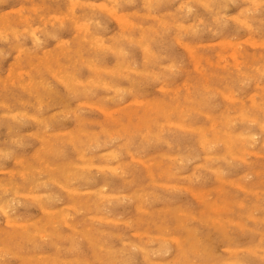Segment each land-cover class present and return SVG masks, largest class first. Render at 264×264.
I'll list each match as a JSON object with an SVG mask.
<instances>
[{"label": "rangeland", "instance_id": "374dc122", "mask_svg": "<svg viewBox=\"0 0 264 264\" xmlns=\"http://www.w3.org/2000/svg\"><path fill=\"white\" fill-rule=\"evenodd\" d=\"M75 1L77 4L74 3ZM84 1L85 0H0V163H2L0 164V264H191L192 261H194L192 264H195V262L198 264L199 261L201 264H264V256H261L264 255V156L261 155L264 154V48H262L264 47V0H221L223 2H220V4L218 2L219 0H153V2L152 0ZM214 1L215 4L213 6ZM145 2L147 3L145 4ZM221 3H223L222 8L220 7ZM21 4H23V6ZM210 4L211 6H209ZM21 6L24 8V12ZM172 6H174V8ZM223 8L225 10H223ZM115 11L116 15L114 14ZM144 11L147 13L145 14ZM23 13H25V15ZM142 13H144V16ZM116 16H124L130 25L121 22ZM26 20H29L28 22L30 23ZM244 22L250 24L247 25V23ZM29 24L32 26H29ZM13 26L15 28L12 29ZM82 26L86 28L83 29ZM2 29H6V33H4ZM8 29L9 31H7ZM15 29L16 32H14ZM19 30H23L24 32ZM123 32L125 34H123ZM37 37H39L40 40ZM230 39L233 41H230ZM39 42L41 45L38 44ZM42 42L46 45L44 43L42 44ZM183 42L185 45H183ZM44 46L46 49H44ZM102 46L104 51L102 50ZM17 48L20 49L18 50ZM40 50L42 51L41 53ZM94 53H96V57ZM257 55H261V57ZM61 58H63V60ZM94 60H96L97 63ZM52 67L55 68L53 69ZM27 68L29 69L28 73ZM79 68H81L82 72ZM53 70H56V72L54 73ZM110 70L112 71L111 73L109 72ZM66 76L67 79L65 78ZM52 79L55 84L52 83ZM28 85H30V87ZM120 87H122L121 90ZM160 88L164 89L162 90ZM97 92L100 93L98 94ZM252 94L256 95L253 96ZM79 95H82V97ZM70 96L71 99H69ZM230 96L232 99H230ZM233 97L236 99H233ZM237 98H241V101ZM87 103L91 105V107L87 106ZM17 104L19 107H17ZM46 105L50 107L48 108ZM97 105H99L101 110H99ZM138 107L140 109H138ZM241 107L243 108L241 109ZM28 108H30V110ZM74 108H78L76 109L77 111ZM74 110L75 112H72ZM84 111L86 112L82 113ZM203 112L206 114H203ZM34 113L36 116L33 115ZM207 113L209 116H207ZM23 114L27 118H25ZM68 116H70V119ZM158 117L161 118L157 119ZM57 120L59 121L57 122ZM161 120H166V122H161ZM75 121H77V123ZM45 123H47L49 128ZM171 123H173V125ZM146 124L148 125L146 126ZM151 124L152 126L150 127ZM68 128H70V131ZM141 129L144 130L142 131ZM154 129L157 130V132ZM55 132L56 135L54 136ZM131 132L136 134L133 135ZM248 134L250 135L248 136ZM183 135L188 137H183ZM44 137L47 138L45 139ZM204 137L207 138V141ZM241 137H243V139ZM194 138L198 140L195 141ZM223 138H227V141ZM146 140L149 141L147 142ZM176 141L178 144L175 143ZM118 142H120V144H117ZM224 142L227 143L228 146L225 145ZM135 143L139 145H134ZM140 143L144 146L142 147ZM33 144L35 145L32 146ZM98 144L101 145L99 146ZM189 148L191 149L189 150ZM193 148L194 150H192ZM6 149L9 150L7 151ZM36 149L38 153H35ZM245 149H249L248 152ZM1 151H5L8 156L5 155V152H3L4 154L1 153ZM169 151L170 153H168ZM183 151L185 152L183 153ZM193 151L195 153L197 152V154H194ZM149 154L152 155L150 156ZM201 154L203 156H201ZM210 154L211 156H209ZM14 157L15 159H13ZM143 157L145 158L143 159ZM159 160H161V163ZM184 160L186 164L183 162ZM144 162L147 163L145 164ZM98 163L99 165H97ZM84 164L85 166L87 165V167H85ZM105 164L109 165L106 166ZM110 164L112 168L109 169ZM181 166L185 168L179 170V173L176 168L180 167L179 169H181ZM168 167L170 168L168 169ZM217 167L218 172L220 171L219 173L217 172ZM6 169L9 171H6ZM21 169L24 173H22ZM128 170L130 172H127ZM191 171L194 172L192 173ZM203 172L208 175L207 178ZM197 173L199 176H197ZM200 173L202 176H200ZM21 174L22 176L23 174L25 175L21 177ZM144 175H146V178ZM227 175L229 176L227 177ZM137 176H139V178ZM154 176L155 178H153ZM188 176L190 177L188 178ZM46 177L48 178L45 179ZM204 177L206 179H204ZM239 177L240 180L242 179L241 181ZM177 178L180 179L178 180ZM108 179L110 181H108ZM89 180L92 185H90L91 183L89 184ZM35 181L37 182L35 183ZM229 181H231V183ZM193 183L194 185H192ZM220 183L222 185H220ZM102 184H104V186ZM135 184L138 185L137 188H135ZM113 185L116 186L113 187ZM176 185L179 188L174 187ZM181 185L183 186L182 188H180ZM238 185L241 186V189ZM98 186L101 188L103 186V188L100 189ZM62 187H69L72 190L77 189V191L74 190L76 193L71 194L69 188L68 190ZM206 187L208 189H206ZM88 188L92 189L91 192H89L90 190L87 191ZM155 188L158 191H156ZM147 190L150 192L148 193ZM109 191H112V193ZM36 192L39 194V197L36 196L38 195ZM32 193H36L32 195L33 198H38L33 199L32 196H28ZM45 193L47 195H45ZM106 193L108 196H106ZM128 193L130 196H128ZM163 193L166 195H163ZM140 194H143L142 196H144V198H142ZM202 194H204L203 197ZM24 195H26V197H24ZM205 196L208 198H205ZM209 198L212 199L210 200ZM6 199H8V201H6ZM147 199L150 202L145 201ZM152 199H156L157 201L153 200L154 202H151ZM226 199L228 200L226 201ZM129 201L132 202L130 203ZM68 202L71 205L74 203L76 209L73 206L71 207ZM238 203H241L239 204L240 206ZM134 204H138L136 205L137 208ZM139 204L142 206L138 208ZM18 206L20 208H18ZM61 206L63 207L62 209L60 208ZM162 206H164V208ZM43 207L57 212L58 215L68 214V221L72 223H70V226L66 223L64 224L62 221L55 224L50 223V221H48V215L42 211ZM1 210H5V213ZM240 210H242L243 213ZM126 212L128 213L126 214ZM100 213L101 215L103 214L102 216L104 217H98ZM191 213H194V215ZM207 213L209 214L207 215ZM247 214L252 215L247 216ZM166 215H168L169 218H167ZM243 216H245V218ZM246 216L249 219H246ZM252 216L253 219H251ZM112 218L114 220H112ZM181 218L182 220L180 221ZM237 218H241V220ZM9 219L14 222L16 221L15 224H17V226L15 224H10ZM30 220L34 223H31ZM19 222H25V224H20ZM241 222H243V224ZM170 224H172V226ZM238 224H241L242 227ZM74 227L76 229H74ZM21 228L22 230H20ZM169 228H171L170 231ZM201 228L202 230H200ZM214 228L216 229L214 230ZM27 230L30 233H28ZM41 232L43 234H41ZM144 232L148 234L145 235ZM178 232H180L181 235L178 234ZM139 233L142 234L143 237ZM178 236L180 238H178ZM34 237L36 239H34ZM136 237H138V239H136ZM182 237H185V239ZM198 237L200 241H198ZM193 241H195V244L196 241L199 242L198 246L197 244L195 245ZM78 242L79 244H77ZM228 243H230L231 246L228 245ZM257 243L262 245H258ZM250 244L253 245L250 246ZM140 246H142L143 249H140ZM255 246L258 248H255ZM262 246L263 249H261ZM236 248L239 251H237ZM246 249L249 250L247 251ZM195 250L197 252L200 251V254L202 252V254H197ZM180 251L181 253H179ZM207 251L209 252L207 253ZM210 252L211 254H209ZM214 253L217 255L215 254L214 256ZM247 253L251 256H248ZM174 254L176 257H174ZM256 254L260 255L256 256ZM204 255L207 256V258ZM188 257L190 260H185ZM221 257L222 259H220ZM234 258L237 259L234 260ZM179 259L182 261L180 262ZM239 259H241L240 262H237ZM253 259L255 260L253 261ZM232 260H234V262H232ZM163 261L165 262L162 263Z\"/></svg>", "mask_w": 264, "mask_h": 264}, {"label": "bare ground", "instance_id": "6f19581e", "mask_svg": "<svg viewBox=\"0 0 264 264\" xmlns=\"http://www.w3.org/2000/svg\"><path fill=\"white\" fill-rule=\"evenodd\" d=\"M77 1H78V0H77ZM81 1H82V0H81ZM155 1H156V0H155ZM211 1H212V0H211ZM215 1H216V0H215ZM215 1H214V3H213V6H214V4H215ZM232 1H234V0H232ZM251 1H252V0H251ZM15 2H16V1H15ZM18 2H19V1H18ZM69 2H70V1H69ZM84 2H86V0H85ZM109 2H110V1H109ZM117 2H118V1H117ZM117 2H116V3H117ZM124 2H125V1H124ZM152 2H153V0H152ZM152 2H151V3H152ZM218 2H219V4H220V2H223V1L219 0ZM230 2H231V1H230ZM230 2H229V3H230ZM74 3L77 4L76 1H75ZM146 3H147V2H145V4H146ZM178 3H179V2H178ZM178 3H177V4H178ZM209 3H210V1H209ZM231 3H232V2H231ZM32 4H33V3H32ZM148 4H149V3H148ZM154 4H155V3H154ZM171 4H172V1H171ZM202 4H203V3H202ZM211 4H212V2H211ZM211 4H210L209 6H211ZM222 4H223V3H221V6H220L221 8H222ZM234 4H235V2H234ZM234 4H232V5H234ZM240 4H241V3H240ZM14 5H15V4H14ZM21 5L23 6V4H21ZM79 5H80V4H79ZM86 5H87V4H86ZM89 5H90V4H89ZM134 5H135V4H134ZM185 5H186V2H185ZM187 5H189V4H187ZM224 5H225V4H224ZM243 5H244V4H243ZM251 5H252V3H251ZM22 6H21V7H22ZM24 6H25V5H24ZM26 6H27V5H26ZM29 6H30V5H29ZM41 6H42V5H41ZM80 6H81V5H80ZM117 6H118V3H117ZM174 6H175V5H174ZM174 6H172V7L174 8ZM181 6H182V5H181ZM209 6H208V7H209ZM213 6H212V8H213ZM215 6H216V5H215ZM230 6H231V5H230ZM246 6H247V5H246ZM67 7H68V6H67ZM89 7H90V6H89ZM127 7H128V6H127ZM144 7H145V6H144ZM155 7H156V6H155ZM155 7H154V8H155ZM226 7H227V6H226ZM231 7H232V6H231ZM242 7H243V6H242ZM253 7H254V6H253ZM257 7H258V6H257ZM17 8H18V6H17ZM27 8H28V7H27ZM36 8H37V7H36ZM75 8H76V7H75ZM75 8H74V9H75ZM117 8H118V7H117ZM178 8H179V7H178ZM198 8H199V7H198ZM216 8H217V7H216ZM232 8H233V7H232ZM254 8H255V7H254ZM254 8H253V9H254ZM23 9H24V8L22 7V10H23ZM28 9H30V8H28ZM33 9H34V8H33ZM33 9H32V10H33ZM91 9H92V8H91ZM91 9H90V10H91ZM133 9H135V8H133ZM136 9H137V8H136ZM142 9H143V8H142ZM152 9H153V8H152ZM162 9H163V8H162ZM162 9H161V10H162ZM189 9H191V8H189ZM205 9H206V8H205ZM19 10H20V9H19ZM22 10H21V11H22ZM100 10H101V9H100ZM125 10H126V9H125ZM137 10H138V9H137ZM167 10H168V9H167ZM173 10H174V9H173ZM198 10H199V9H198ZM216 10H217V9H216ZM223 10H225V9L223 8ZM33 11H34V10H33ZM101 11H102V10H101ZM121 11H122V10H121ZM10 12H11V11H10ZM23 12H24V10H23ZM105 12H106V11H105ZM137 12H139V11H137ZM144 12H145V11H144ZM153 12H154V11H153ZM214 12H215V10H214ZM1 13H2V12H1ZM51 13H52V12H51ZM54 13H55V12H54ZM63 13H64V12H63ZM63 13H61V14H63ZM93 13H94V12H93ZM146 13H147V12H145V14H146ZM151 13H152V12H151ZM160 13H162V12H160ZM203 13H204V12H203ZM226 13H227V12H226ZM240 13H241V12H240ZM2 14H3V13H2ZM2 14H1V15H2ZM13 14H14V13H13ZM23 14L25 15V13H23ZM112 14H113V13H112ZM114 14L116 15V11L114 12ZM137 14H138V13H137ZM143 14H144V13H142V15H143ZM216 14H217V13H216ZM3 15H4V14H3ZM28 15H29V14H28ZM90 15H91V14H90ZM97 15H98V14H97ZM204 15H206V14H204ZM212 15H213V14H212ZM214 15H215V14H214ZM5 16H6V15H5ZM5 16H4V17H5ZM18 16H20V15H18ZM21 16H22V15H21ZM72 16H73V15H72ZM143 16H144V15H143ZM198 16H200V15H198ZM198 16H197V17H198ZM225 16H226V15H225ZM46 17H47V16H46ZM52 17H53V16H52ZM116 17H117V16H116ZM206 17H207V16H206ZM212 17H213V16H212ZM218 17H219V16H218ZM48 18H49V17H48ZM85 18H86V17H85ZM88 18H89V16H88ZM88 18H87V19H88ZM90 18H91V17H90ZM107 18H108V17H107ZM110 18H111V17H110ZM210 18H211V17H210ZM2 19H3V18H2ZM7 19H8V18H7ZM18 19H19V18H18ZM24 19H25V18H24ZM45 19H46V18H45ZM69 19H70V18H69ZM87 19H86V20H87ZM92 19H93V18H92ZM117 19L120 20L121 22L128 23L127 19H126L124 16H118ZM128 19H129V18H128ZM159 19H160V18H159ZM189 19H190V18H189ZM202 19H203V18H202ZM206 19H207V18H206ZM19 20H21V19H19ZM46 20H48V19H46ZM76 20H77V19H76ZM163 20H164V19H163ZM166 20H167V19H166ZM193 20H194V19H193ZM3 21H4V20H3ZM17 21H18V20H17ZM26 21H27V20H26ZM28 21H29V20H28ZM28 21H27V22H28ZM62 21H63V20H62ZM80 21H81V20H80ZM93 21H95V20H93ZM93 21H92V22H93ZM6 22H7V21H6ZM92 22H91V23H92ZM95 22H96V21H95ZM165 22H167V21H165ZM176 22H177V21H176ZM181 22H182V21H181ZM212 22H213V21H212ZM19 23H20V22H19ZM28 23H30V22H28ZM97 23H98V21H97ZM158 23H159V22H158ZM160 23H161V22H160ZM189 23H190V22H189ZM200 23H201V22H200ZM244 23H247V22H244ZM45 24H46V23H45ZM119 24H120V23H119ZM128 24H129V23H128ZM164 24H165V23H164ZM174 24H175V23H174ZM249 24H250V23H249ZM249 24L247 23V25H249ZM12 25H13V24H12ZM89 25H90V24H89ZM122 25H123V24H122ZM124 25H125V24H124ZM129 25H130V24H129ZM132 25H133V24H132ZM244 25H245V24H244ZM4 26H5V25H4ZM29 26H32V25L29 24ZM41 26H42V25H41ZM74 26H75V25H74ZM83 26H84V25H83ZM83 26H82V27H83ZM141 26H142V24H141ZM144 26H145V25H144ZM23 27H24V26H23ZM146 27H147V26H146ZM154 27H155V26H154ZM176 27H177V26H176ZM187 27H188V25H187ZM210 27H211V26H210ZM249 27H250V26H249ZM5 28H6V26H5ZM13 28H15V27L13 26L12 29H13ZM39 28H41V27H39ZM78 28H79V27H78ZM85 28H86V27H83V29H85ZM126 28H127V27H126ZM142 28H143V27H142ZM177 28H178V27H177ZM192 28H193V26H192ZM199 28H200V27H199ZM9 29H10V28H9ZM9 29H8L7 31H9ZM21 29H22V28H21ZM87 29H88V28H87ZM87 29H86V30H87ZM152 29H153V28H152ZM167 29H168V28H167ZM206 29H207V28H206ZM2 30H3V29H2ZM45 30H46V29H45ZM80 30H81V29H80ZM80 30H79V31H80ZM89 30H90V29H89ZM184 30H185V29H184ZM3 31H4V33H6V32H5L6 29L3 30ZM19 31H23V30H19ZM25 31H26V30H25ZM14 32H16V29H15ZM23 32H24V31H23ZM35 32H36V31H35ZM127 32H128V31H127ZM139 32H140V31H139ZM183 32H185V31H183ZM205 32H206V31H205ZM213 32H214V31H213ZM0 33H1V31H0ZM38 33H39V32H38ZM46 33H47V32H46ZM71 33H72V32H71ZM88 33H89V32H88ZM117 33H118V32H117ZM28 34H29V33H28ZM84 34H85V32H84ZM123 34H125V33L123 32ZM14 35H15V33H14ZM36 35H37V34H36ZM96 35H97V34H96ZM105 35H106V34H105ZM119 35H120V34H119ZM175 35H176V34H175ZM15 36L17 37V35H15ZM19 36H21V35H19ZM101 36H102V35H101ZM107 36H108V35H107ZM126 36H127V35H126ZM129 36H130V35H129ZM1 37H2V36H1ZM5 37H6V36H5ZM109 37H110V36H109ZM138 37H139V36H138ZM142 37H143V36H142ZM176 37H177V36H176ZM205 37H206V36H205ZM37 38L39 39V37H37ZM90 38H91V37H90ZM93 38H94V37H93ZM150 38H151V37H150ZM178 38H179V37H178ZM207 38H208V37H207ZM38 39H37V41H38ZM81 39H82V38H81ZM83 39H84V38H83ZM91 39H92V38H91ZM102 39H103V38H102ZM128 39H129V38H128ZM180 39H181V38H180ZM221 39H222V38H221ZM254 39H255V38H254ZM39 40H40V39H39ZM139 40H140V39H139ZM141 40H142V39H141ZM37 41H36V42H37ZM62 41H64V40H62ZM175 41H176V40H175ZM185 41H186V40H185ZM198 41H199V40H198ZM212 41H213V40H212ZM230 41H233V40L230 39ZM66 42H67V41H66ZM68 42H69V41H68ZM101 42H102V41H101ZM138 42H139V41H138ZM235 42H236V41H235ZM252 42H253V41H252ZM43 43H44V42H42V44H43ZM59 43H60V42H59ZM92 43H93V42H92ZM94 43H95V42H94ZM103 43H104V41H103ZM177 43H179V42H177ZM187 43H188V42H187ZM213 43H214V42H213ZM224 43H225V42H224ZM233 43H234V42H233ZM253 43H255V42H253ZM256 43H257V42H256ZM38 44H40V42H39ZM44 44H45V43H44ZM96 44H97V43H96ZM138 44H139V43H138ZM140 44H141V43H140ZM179 44H180V43H179ZM189 44H190V43H189ZM204 44H205V43H204ZM227 44H228V43H227ZM236 44H237V43H236ZM6 45H7V44H6ZM40 45H41V44H40ZM45 45H46V44H45ZM92 45H93V44H92ZM94 45H95V44H94ZM141 45H144V44H141ZM183 45H185L184 42H183ZM186 45H188V44H186ZM191 45H192V44H191ZM195 45H196V44H195ZM210 45H211V44H210ZM231 45H232V44H231ZM234 45H235V44H234ZM100 46H101V45H100ZM149 46H150V45H149ZM200 46H201V45H200ZM202 46H203V45H202ZM221 46H222V45H221ZM239 46H240V45H239ZM19 47H20V46H19ZM26 47H27V46H26ZM44 47H45V46H44ZM104 47H105V46H104ZM22 48H23V47H22ZM93 48H94V47H93ZM110 48H111V47H110ZM110 48H109V49H110ZM234 48H235V47H234ZM262 48H264V47H262ZM17 49H18V48H17ZM19 49H20V48H19ZM19 49H18V50H19ZM27 49H28V48H27ZM44 49H46V47H45ZM48 49H49V47H48ZM118 49H119V48H118ZM206 49H207V48H206ZM232 49H233V48H232ZM236 49H237V48H236ZM41 50H42V49H41ZM41 50H40V53L42 52ZM91 50H92V49H91ZM102 50H103V46H102ZM33 51H34V49H33ZM37 51H38V50H37ZM103 51H104V50H103ZM125 51H126V50H125ZM142 51H143V50H142ZM149 51H152V50H149ZM193 51H194V49H193ZM216 51H217V50H216ZM229 51H230V50H229ZM16 52H17V51H16ZM44 52H45V51H44ZM80 52H81V51H80ZM88 52H89V51H88ZM119 52H120V51H119ZM235 52H236V51H235ZM63 53H64V51H63ZM66 53H67V52H66ZM68 53H69V52H68ZM99 53H100V52H99ZM99 53H98V54H99ZM105 53H106V51H105ZM121 53H122V52H121ZM148 53H149V52H148ZM192 53H193V52H192ZM221 53H223V52H221ZM18 54H19V53H18ZM60 54H61V53H60ZM81 54H82V52H81ZM89 54H90V53H89ZM91 54H92V53H91ZM95 54H96V53H94V56H95ZM98 54H97V55H98ZM188 54H189V53H188ZM47 55H48V54H47ZM61 55H62V54H61ZM109 55H110V54H109ZM139 55H140V54H139ZM200 55H201V54H200ZM262 55H263V54H262ZM41 56H42V55H41ZM112 56H113V55H112ZM223 56H227V55H223ZM228 56H229V55H228ZM234 56H235V55H234ZM234 56H233V57H234ZM257 56L261 57V55H257ZM46 57H47V56H46ZM46 57H45V58H46ZM91 57H93V56H91ZM95 57H96V56H95ZM191 57H192V56H191ZM207 57H209V56H207ZM216 57H217V56H216ZM229 57H230V56H229ZM77 58H78V56H77ZM83 58H84V57H83ZM114 58H115V57H114ZM143 58H145V57H143ZM195 58H196V57H195ZM223 58H225V57H223ZM236 58H237V57H236ZM61 59L63 60V58H61ZM115 59H116V58H115ZM119 59H120V58H119ZM237 59H238V58H237ZM239 59H240V58H239ZM11 60H12V59H11ZM62 60H60V61H62ZM83 60H84V59H83ZM98 60H100V59H98ZM103 60H104V59H103ZM194 60H195V59H194ZM219 60H220V58H219ZM94 61L96 62V60H94ZM101 61H102V60H101ZM213 61H214V60H213ZM76 62H77V61H76ZM91 62H93V61H91ZM106 62H107V61H106ZM171 62H172V61H171ZM192 62H193V61H192ZM206 62H207V61H206ZM239 62H240V61H239ZM42 63H43V62H42ZM96 63H97V62H96ZM113 63H116V62H113ZM113 63H112V64H113ZM128 63H130V62H128ZM195 63H196V62H195ZM213 63H214V62H213ZM216 63H217V61H216ZM237 63H238V62H237ZM54 64H55V63H54ZM89 64H90V63H89ZM93 64H94V63H93ZM193 64H194V63H193ZM22 65H23V64H22ZM47 65H48V64H47ZM50 65H51V64H50ZM65 65H66V64H65ZM76 65H77V63H76ZM119 65H120V64H119ZM211 65H212V64H211ZM220 65H221V64H220ZM220 65H219V66H220ZM231 65H232V64H231ZM234 65H235V64H234ZM257 65H258V64H257ZM23 66H24V65H23ZM53 66H54V65H53ZM55 66H56V64H55ZM80 66H81V64H80ZM160 66H161V65H160ZM214 66H215V65H214ZM235 66H236V65H235ZM237 66H238V65H237ZM68 67H69V65H68ZM114 67H116V66H114ZM119 67H120V66H119ZM128 67H129V66H128ZM195 67H196V66H195ZM195 67H194V68H195ZM197 67H198V65H197ZM252 67H253V66H252ZM8 68H10V67H8ZM42 68H43V67H42ZM52 68H53V67H52ZM54 68H55V67H54ZM54 68H53V69H54ZM106 68H107V67H106ZM131 68H134V67H131ZM239 68H240V67H239ZM263 68H264V67H263ZM13 69H14V68H13ZM17 69H18V68H17ZM27 69H28V68H27ZM47 69H48V68H47ZM79 69H80V71H81V68H79ZM85 69H88V68H85ZM112 69H113V68H112ZM118 69H119V68H118ZM134 69H135V68H134ZM136 69H137V68H136ZM138 69H139V68H138ZM200 69H202V68H200ZM31 70H33V69H31ZM116 70H117V69H116ZM119 70H120V69H119ZM123 70H124V69H123ZM141 70H142V69H141ZM177 70H178V69H177ZM220 70H221V68H220ZM256 70H257V69H256ZM18 71H19V70H18ZM28 71H29V69L27 70V73H28ZM33 71H34V70H33ZM53 71H54V70H53ZM53 71H52V72H53ZM66 71H67V70H66ZM130 71H131V70H130ZM136 71H137V70H136ZM240 71H241V70H240ZM258 71H259V70H258ZM30 72H32V71H30ZM38 72H39V71H38ZM38 72H37V73H38ZM55 72H56V70L54 71V73H55ZM74 72H75V71H74ZM81 72H82V71H81ZM96 72H97V70H96ZM98 72H99V70H98ZM101 72H102V71H101ZM109 72L111 73L112 71L110 70ZM114 72H115V69H114ZM132 72H133V71H132ZM198 72H199V71H198ZM23 73H24V72H23ZM49 73H50V72H49ZM67 73H69V72H67ZM78 73H79V72H78ZM121 73H122V72H121ZM135 73H136V72H135ZM137 73H138V72H137ZM144 73H145V72H144ZM59 74H61V73H59ZM69 74H71V73H69ZM80 74H82V73H80ZM87 74H88V73H87ZM97 74H98V73H97ZM103 74H104V73H103ZM103 74H101V75H103ZM153 74H154V73H153ZM44 75H45V74H44ZM49 75H51V74H49ZM61 75H62V74H61ZM61 75H59V76H61ZM71 75H72V74H71ZM75 75H76V74H75ZM88 75H89V74H88ZM104 75H105V74H104ZM118 75H119V74H118ZM132 75H134V74H132ZM220 75H221V73H220ZM244 75H245V74H244ZM21 76H23V75H21ZM26 76H27V75H26ZM36 76H37V75H36ZM45 76H47V75H45ZM63 76H64V75H63ZM73 76H74V75H73ZM86 76H87V75H86ZM98 76H99V75H98ZM105 76H106V75H105ZM127 76H128V74H127ZM181 76H182V75H181ZM186 76H187V74H186ZM198 76H199V75H198ZM246 76H247V75H246ZM246 76H245V77H246ZM23 77H24V76H23ZM48 77H49V76H48ZM51 77H52V76H51ZM53 77H54V76H53ZM61 77H62V76H61ZM75 77H76V76H75ZM91 77H92V76H91ZM102 77H104V76H102ZM255 77H256V76H255ZM12 78H13V77H12ZM65 78L67 79V76H66ZM76 78H77V77H76ZM76 78H74V79H76ZM82 78H83V77H82ZM100 78H101V77H100ZM100 78H99V79H100ZM108 78H109V77H108ZM111 78H112V77H111ZM207 78H208V77H207ZM13 79H15V78H13ZM24 79H25V78H24ZM55 79H57V78H55ZM72 79H73V78H72ZM101 79H102V78H101ZM103 79H104V78H103ZM114 79H115V78H114ZM120 79H121V78H120ZM120 79H119V80H120ZM122 79H123V78H122ZM16 80H17V79H16ZM16 80H15V81H16ZM46 80H47V79H46ZM57 80H58V79H57ZM69 80H70V79H69ZM82 80H83V79H82ZM94 80H95V79H94ZM130 80H131V79H130ZM225 80H226V79H225ZM244 80H245V79H244ZM20 81H21V80H20ZM20 81H19V82H20ZM39 81H41V80H39ZM42 81H43V80H42ZM52 81H53V79H52ZM52 81H50V82H52ZM58 81H59V80H58ZM70 81H71V80H70ZM72 81H73V80H72ZM83 81H84V80H83ZM98 81H99V80H98ZM101 81H102V80H101ZM106 81H107V80H106ZM112 81H113V79H112ZM124 81H125V80H124ZM19 82H18V83H19ZM74 82H75V81H74ZM116 82H117V80H116ZM118 82H120V81H118ZM256 82H257V81H256ZM4 83H5V82H4ZM20 83H22V82H20ZM52 83H54V81H53ZM61 83H62V82H61ZM113 83H114V81H113ZM257 83H258V82H257ZM27 84H28V83H27ZM54 84H55V83H54ZM54 84H53V85H54ZM56 84H57V82H56ZM86 84H87V83H86ZM100 84H102V83H100ZM117 84H118V83H117ZM122 84H123V83H122ZM185 84H186V83H185ZM252 84H253V83H252ZM30 85H31V84H30ZM30 85H28V86L30 87ZM39 85H40V84H39ZM45 85H46V84H45ZM72 85H73V84H72ZM72 85H71V86H72ZM74 85H75V84H74ZM82 85H84V84H82ZM87 85H89V84H87ZM120 85H121V83H120ZM152 85H153V84H152ZM152 85H151V86H152ZM161 85H162V84H161ZM26 86H27V85H26ZM43 86H44V85H43ZM68 86H69V85H68ZM78 86H79V85H78ZM84 86L87 87L86 85H84ZM93 86H94V85H93ZM157 86H158V85H157ZM177 86H178V85H177ZM184 86H185V85H184ZM188 86H189V84H188ZM205 86H206V85H205ZM209 86H210V85H209ZM8 87H9V86H8ZM14 87H16V86H14ZM21 87H22V86H21ZM45 87H46V86H45ZM55 87H56V85H55ZM69 87H70V86H69ZM95 87H96V86H95ZM98 87H99V86H98ZM155 87H156V86H155ZM165 87H166V86H165ZM206 87H207V86H206ZM256 87H257V86H256ZM19 88H20V87H19ZM57 88H58V87H57ZM82 88H84V87H82ZM93 88H94V87H93ZM100 88H101V87H100ZM100 88H98V89H100ZM108 88H109V87H108ZM167 88H168V87H167ZM186 88H187V86H186ZM188 88H189V87H188ZM203 88H204V87H203ZM208 88H209V87H208ZM262 88H263V87H262ZM17 89H18V88H17ZM58 89H59V88H58ZM84 89H85V88H84ZM88 89H89V88H88ZM88 89H87V90H88ZM94 89H95V88H94ZM94 89H93V90H94ZM111 89H112V88H111ZM121 89H122V87H120V90H121ZM129 89H130V88H129ZM129 89H128V90H129ZM160 89L163 90L164 88H160ZM204 89H205V88H204ZM260 89H261V88H260ZM6 90H7V88H6ZM89 90H90V89H89ZM177 90H178V89H177ZM205 90H206V89H205ZM216 90H217V89H216ZM248 90H250V89H248ZM254 90H255V89H254ZM29 91H30V90H29ZM58 91H59V90H58ZM70 91H71V90H70ZM78 91H79V90H78ZM91 91H92V90H91ZM103 91H104V90H103ZM103 91H102V92H103ZM110 91H111V90H110ZM112 91H113V90H112ZM188 91H190V90H188ZM220 91H221V90H220ZM251 91H252V90H251ZM76 92H77V91H76ZM87 92H89V91H87ZM92 92H93V91H92ZM119 92H120V91H119ZM119 92H118V93H119ZM154 92H155V91H154ZM223 92H224V91H223ZM227 92H228V91H227ZM227 92H226V93H227ZM232 92H233V91H232ZM45 93H46V92H45ZM59 93H60V92H59ZM95 93H96V91H95ZM95 93H94V95H95ZM97 93H98V92H97ZM99 93H100V92H99ZM99 93H98V94H99ZM121 93H122V91H121ZM152 93H153V91H152ZM74 94H75V93H74ZM78 94H79V93H78ZM78 94H77V95H78ZM86 94H87V93H86ZM22 95H23V94H22ZM25 95H26V94H25ZM69 95H70V93H69ZM91 95H93V94H91ZM102 95H103V94H102ZM122 95H123V94H122ZM252 95H253V94H252ZM255 95H256V94H255ZM255 95H253V96H255ZM16 96H17V95H16ZM23 96H24V95H23ZM75 96H76V95H75ZM79 96L82 97V95H79ZM83 96H84V95H83ZM118 96H119V95H118ZM172 96H173V95H172ZM221 96H222V95H221ZM233 96H234V94H233ZM236 96H237V95H236ZM236 96H235V97H236ZM247 96H248V95H247ZM31 97H32V96H31ZM64 97H65V94H64ZM76 97H77V96H76ZM93 97H94V96H93ZM115 97H116V95H115ZM173 97H174V96H173ZM225 97H226V96H225ZM39 98H40V97H39ZM78 98H79V97H78ZM140 98H141V97H140ZM219 98H220V97H219ZM257 98H259V97H257ZM69 99H71V96H70ZM72 99H73V98H72ZM75 99H77V98H75ZM93 99H94V98H93ZM108 99H110V98H108ZM112 99H113V98H112ZM134 99H135V98H134ZM137 99H138V98H137ZM230 99H232L231 96H230ZM230 99H229V100H230ZM233 99H236V98L233 97ZM237 99H239V98H237ZM247 99H248V98H247ZM5 100H6V99H5ZM7 100H8V99H7ZM31 100H32V99H31ZM58 100H59V99H58ZM61 100H62V99H61ZM61 100H60V101H61ZM73 100H74V99H73ZM110 100H111V99H110ZM110 100H108V101H110ZM124 100H125V99H124ZM135 100H136V99H135ZM138 100H139V99H138ZM145 100H146V99H145ZM239 100L241 101V98H240ZM253 100H254V99H253ZM10 101H11V100H10ZM64 101H66V100H64ZM86 101H87V100H86ZM94 101H95V100H94ZM104 101H105V100H104ZM131 101H132V100H131ZM136 101H137V100H136ZM136 101H135V102H136ZM146 101H147V100H146ZM231 101H232V100H231ZM249 101H250V100H249ZM54 102H55V101H54ZM61 102H62V101H61ZM74 102H75V101H74ZM106 102H107V101H106ZM106 102H105V103H106ZM119 102H120V101H119ZM129 102H130V101H129ZM138 102H139V101H138ZM138 102H137V104H138ZM141 102H142V101H141ZM260 102H261V101H260ZM67 103H69V102H67ZM76 103H77V102H76ZM82 103H83V102H82ZM88 103H90V102H88ZM88 103H87V106H90V107H91V105H89ZM125 103H126V102H125ZM131 103H132V102H131ZM0 104H1V103H0ZM34 104H35V103H34ZM40 104H41V102H40ZM53 104H54V103H53ZM80 104H81V103H80ZM85 104H86V103H85ZM126 104H127V103H126ZM145 104H146V103H145ZM254 104H255V102H254ZM7 105H9V104H7ZM41 105H42V104H41ZM41 105H40V107H41ZM57 105H58V104H57ZM59 105H60V104H59ZM122 105H123V104H122ZM122 105H121V106H122ZM263 105H264V104H263ZM26 106H27V105H26ZM37 106H38V105H37ZM42 106H43V105H42ZM46 106H47V105H46ZM55 106H56V105H55ZM71 106H72V105H71ZM71 106H70V107H71ZM75 106H76V105H75ZM92 106H94V105H92ZM149 106H150V105H149ZM149 106H148V107H149ZM254 106H255V105H254ZM259 106H260V105H259ZM14 107H15V106H14ZM17 107H19L18 104H17ZM17 107H16V108H17ZM44 107H45V106H44ZM47 107H48V106H47ZM49 107H50V106H49ZM49 107H48V108H49ZM97 107H99V105H97ZM115 107H116V106H115ZM123 107H125V106H123ZM140 107H141V106H140ZM145 107H146V106H145ZM224 107H225V106H224ZM252 107H253V106H252ZM23 108H24V107H23ZM41 108H42V107H41ZM57 108H58V107H57ZM102 108H103V107H102ZM119 108H120V107H119ZM146 108H147V107H146ZM242 108H243V107H241V109H242ZM18 109H19V108H18ZM28 109L30 110V108H28ZM38 109H39V108H38ZM45 109H46V108H45ZM59 109H60V108H59ZM74 109L76 110V109H78V108H74ZM121 109H122V107H121ZM138 109H140V108L138 107ZM138 109H137V111H138ZM33 110H34V109H33ZM46 110H47V109H46ZM48 110H49V109H48ZM64 110H65V108H64ZM72 110H73V109H72ZM75 110L72 111V112H75ZM81 110H82V108H81ZM81 110H80V111H81ZM83 110H85V109H83ZM99 110H101L100 107H99ZM103 110H104V109H103ZM142 110H143V109H142ZM13 111H14V110H13ZM40 111H41V110H40ZM66 111H67V110H66ZM66 111H64V112H66ZM76 111H77V110H76ZM111 111H112V110H111ZM146 111H147V110H146ZM146 111H145V112H146ZM241 111H242V110H241ZM244 111H245V110H244ZM3 112H4V111H3ZM11 112H12V111H11ZM30 112H31V111H30ZM36 112H38V111H36ZM43 112H44V111H43ZM60 112H61V111H60ZM72 112H71V114H72ZM85 112H86V111H84V112H82V113H85ZM105 112H106V111H105ZM113 112H114V111H113ZM260 112H261V111H260ZM17 113H18V112H17ZM25 113H26V110H25ZM39 113H40V112H39ZM45 113H46V112H45ZM57 113H58V112H57ZM66 113H67V112H66ZM82 113H81V114H82ZM102 113H103V112H102ZM204 113H205V112H203V114H204ZM43 114H44V113H43ZM63 114H64V113H63ZM111 114H113V113H111ZM111 114H110V115H111ZM126 114H127V113H126ZM205 114H206V113H205ZM2 115H3V114H2ZM4 115H5V114H4ZM14 115H17V114H14ZM21 115H22V114H21ZM33 115H35V113H34ZM33 115H32V116H33ZM47 115H48V114H47ZM67 115H68V114H67ZM67 115H66V117H67ZM105 115H106V114H105ZM110 115H109V116H110ZM154 115H156V114H154ZM226 115H228V114H226ZM245 115H246V114H245ZM23 116H24V114H23ZM26 116H27V115H26ZM32 116H31V117H32ZM35 116H36V115H35ZM88 116H90V115H88ZM113 116H114V115H113ZM137 116H138V115H137ZM157 116H158V115H157ZM207 116H209L208 113H207ZM252 116H253V115H252ZM24 117H25V116H24ZM38 117H39V115H38ZM49 117H50V116H49ZM51 117H52V116H51ZM69 117H70V116H68V118H69ZM99 117H101V116H99ZM115 117H116V116H115ZM129 117H130V116H129ZM152 117H155V116H152ZM239 117H240V116H239ZM245 117H246V116H245ZM25 118H27V117H25ZM58 118H59V117H58ZM64 118H65V117H64ZM101 118H103V117H101ZM113 118H114V117H113ZM119 118H120V116H119ZM130 118H131V117H130ZM159 118H161V117H158L157 119H159ZM254 118H256V117H254ZM19 119H20V117H19ZM37 119H38V118H37ZM69 119H70V118H69ZM115 119H117V118H115ZM155 119H156V118H155ZM162 119H163V118H162ZM226 119H227V117H226ZM229 119H230V118H229ZM241 119H242V118H241ZM241 119H240V120H241ZM245 119H246V118H245ZM34 120H35V119H34ZM51 120H52V119H51ZM67 120H68V119H67ZM134 120H135V119H134ZM250 120H251V119H250ZM38 121H39V120H38ZM53 121H54V120H53ZM53 121H52V122H53ZM58 121H59V120H57V122H58ZM91 121H92V120H91ZM124 121H125V120H124ZM135 121H136V120H135ZM157 121H158V120H157ZM201 121H202V120H201ZM225 121H228V120H225ZM54 122H55V121H54ZM75 122L77 123V121H75ZM122 122H123V121H122ZM150 122H151V121H150ZM159 122H160V121H159ZM161 122H166V120H165V121H164V120H163V121L161 120ZM175 122H177V121H175ZM210 122H211V121H210ZM247 122H249V121H247ZM253 122H254V120H253ZM26 123H27V122H26ZM26 123H25V124H26ZM48 123H50V122H48ZM59 123H60V122H59ZM91 123H92V122H91ZM157 123H158V122H157ZM232 123H233V121H232ZM263 123H264V122H263ZM23 124H24V122H23ZM45 124L47 125V123H45ZM56 124H57V123H56ZM73 124H74V123H73ZM140 124H141V123H140ZM140 124H139V125H140ZM167 124H168V123H167ZM171 124L173 125V123H171ZM213 124H214V123H213ZM213 124H212V125H213ZM250 124H251V123H250ZM49 125H50V124H49ZM52 125H54V124H52ZM86 125H87V124H86ZM137 125H138V124H137ZM147 125H148V124H146V126H147ZM154 125H155V124H154ZM157 125H159V124H157ZM168 125H169V124H168ZM229 125H230V124H229ZM35 126H36V125H35ZM50 126H51V125H50ZM56 126H57V125H56ZM56 126H55V127H56ZM88 126H89V125H88ZM124 126H125V125H124ZM151 126H152V124L150 125V127H151ZM174 126H176V125H174ZM188 126H189V125H188ZM213 126H214V125H213ZM3 127H4V126H3ZM47 127L49 128L48 125H47ZM53 127H54V126H53ZM64 127H65V126H64ZM67 127H69V126H67ZM96 127H98V126H96ZM102 127H103V126H102ZM102 127H101V128H102ZM118 127H119V126H118ZM139 127H141V126H139ZM156 127H158V126H156ZM193 127H194V126H193ZM198 127H199V126H198ZM206 127H207V126H206ZM104 128H105V127H104ZM116 128H117V127H116ZM122 128H123V126H122ZM143 128H144V127H143ZM147 128H148V127H147ZM158 128H159V127H158ZM160 128H162V127H160ZM187 128H188V127H187ZM194 128H195V127H194ZM201 128H202V127H201ZM46 129H47V128H46ZM68 129H69V131H70V128H68ZM97 129H98V128H97ZM99 129H100V128H99ZM132 129H133V128H132ZM135 129H136V128H135ZM191 129H192V128H191ZM43 130H44V129H43ZM61 130H62V129H61ZM64 130H65V129H64ZM64 130H63V132H64ZM107 130H108V129H107ZM113 130H114V129H113ZM115 130H116V129H115ZM117 130H118V129H117ZM129 130H130V129H129ZM141 130H142V129H141ZM143 130H144V129H143ZM143 130H142V131H143ZM154 130H155V129H154ZM194 130H195V129H194ZM200 130H201V129H200ZM225 130H226V129H225ZM248 130H249V129H248ZM21 131H23V130H21ZM34 131H35V130H34ZM54 131H56V130H54ZM85 131H86V130H85ZM105 131H106V130H105ZM111 131H112V130H111ZM155 131L157 132V130H155ZM239 131H240V130H239ZM259 131H260V130H259ZM5 132H6V131H5ZM23 132H24V131H23ZM26 132H27V131H26ZM86 132H87V131H86ZM109 132H110V130H109ZM116 132H118V131H116ZM148 132H149V131H148ZM152 132H153V130H152ZM223 132H224V131H223ZM57 133H58V132H57ZM59 133H60V131H59ZM80 133H82V132H80ZM97 133H98V132H97ZM111 133H112V132H111ZM113 133H114V132H113ZM131 133L133 134V132H131ZM138 133H139V132H138ZM185 133H186V132H185ZM224 133H225V132H224ZM227 133H228V132H227ZM235 133H236V132H235ZM238 133H239V132H238ZM238 133H237V135H238ZM25 134H26V133H25ZM31 134H32V133H31ZM52 134H53V133H52ZM68 134H69V132H68ZM84 134H87V133H84ZM114 134H115V133H114ZM121 134H122V133H121ZM134 134H136V133H134ZM134 134H133V135H134ZM140 134H141V133H140ZM140 134H139V135H140ZM187 134H188V133H187ZM217 134H218V133H217ZM242 134H243V133H242ZM244 134H245V133H244ZM252 134H253V133H252ZM252 134H251V135H252ZM55 135H56V132H55L54 136H55ZM98 135H99V134H98ZM116 135H117V134H116ZM122 135H123V134H122ZM246 135H247V134H246ZM249 135H250V134H248V136H249ZM20 136H21V135H20ZM25 136H26V135H25ZM40 136H41V135H40ZM42 136H43V135H42ZM71 136H72V134H71ZM95 136H96V135H95ZM114 136H115V135H114ZM123 136H124V135H123ZM131 136H132V135H131ZM145 136H146V135H145ZM150 136H151V135H150ZM185 136H186V135H185ZM185 136L183 135V137H185ZM189 136H190V135H189ZM253 136H254V135H253ZM15 137H16V136H15ZM38 137H39V136H38ZM99 137H100V136H99ZM127 137H128V136H127ZM136 137H137V136H136ZM152 137H153V136H152ZM186 137H188V136H186ZM200 137H201V136H200ZM235 137H236V136H235ZM257 137H258V136H257ZM16 138H17V137H16ZM19 138H20V137H19ZM32 138H33V137H32ZM44 138H45V137H44ZM44 138H43V139H44ZM46 138H47V137H46ZM46 138H45V139H46ZM108 138H109V137H108ZM116 138H117V137H116ZM121 138H122V137H121ZM146 138H147V137H146ZM198 138H199V136H198ZM204 138H205L206 141H207V138H206V137H204ZM214 138H215V137H214ZM241 138L243 139V137H241ZM250 138H251V136H250ZM253 138H254V137H253ZM54 139H55V138H54ZM69 139H70V137H69ZM90 139H91V138H90ZM118 139H119V138H118ZM123 139H124V138H123ZM147 139H149V138H147ZM152 139H153V138H152ZM173 139H174V138H173ZM173 139H172V140H173ZM194 139H195V138H194ZM205 139H204V140H205ZM223 139H224V138H223ZM226 139H227V138H225L224 140H226ZM230 139H232V138H230ZM26 140H27V139H26ZM40 140H41V139H40ZM104 140H105V138H104ZM144 140H145V139H144ZM150 140H151V139H150ZM153 140H154V139H153ZM172 140H171V142H172ZM180 140H181V138H180ZM184 140H185V139H184ZM197 140H198V139H195V141H197ZM240 140H241V139H240ZM251 140H252V139H251ZM22 141H23V140H22ZM36 141H37V140H36ZM61 141H62V140H61ZM67 141H69V140H67ZM110 141H111V139H110ZM121 141H122V140H121ZM139 141H140V140H139ZM139 141H138V142H139ZM146 141H147V140H146ZM146 141H145V142H146ZM148 141H149V140H148ZM148 141H147V142H148ZM181 141H182V140H181ZM222 141H223V140H222ZM226 141H227V140H226ZM263 141H264V140H263ZM24 142H25V141H24ZM24 142H23V144H24ZM27 142H28V141H27ZM89 142H90V141H89ZM91 142H92V141H91ZM96 142H97V141H96ZM98 142H99V141H98ZM100 142H101V141H100ZM105 142H106V140H105ZM107 142H108V140H107ZM114 142H115V141H114ZM143 142H144V141H143ZM204 142H205V141H204ZM28 143H29V142H28ZM53 143H54V142H53ZM53 143H52V144H53ZM71 143H72V142H71ZM108 143H109V142H108ZM110 143H111V142H110ZM150 143H151V142H150ZM175 143H177V141H176ZM175 143H174V144H175ZM224 143H225V142H224ZM259 143H260V142H259ZM19 144H20V143H19ZM42 144H43V143H42ZM60 144H62V143H60ZM64 144H65V142H64ZM96 144H97V143H96ZM101 144H102V143H101ZM101 144H100V145H101ZM117 144H120V142H118ZM121 144H122V143H121ZM128 144H130V143H128ZM136 144H138V143H135L134 145H136ZM145 144H146V143H145ZM148 144H149V143H148ZM163 144H164V143H163ZM166 144H167V142H166ZM169 144H170V141H169ZM177 144H178V143H177ZM209 144H210V143H209ZM11 145H12V144H11ZM13 145H14V144H13ZM15 145H16V144H15ZM25 145H26V144H25ZM34 145H35V144H33L32 146H34ZM67 145H68V144H67ZM67 145H66V146H67ZM94 145H95V144H94ZM98 145H99V144H98ZM100 145H99V146H100ZM102 145H103V144H102ZM132 145H133V144H132ZM138 145H139V144H138ZM138 145H137V146H138ZM140 145H141L142 147L144 146V145H142L141 143H140ZM167 145H168V144H167ZM212 145H213V143H212ZM225 145H227V143H225ZM2 146H3V145H2ZM8 146H9V145H8ZM16 146H18V145H16ZM23 146H24V145H23ZM29 146H30V145H29ZM40 146H41V145H40ZM68 146H69V145H68ZM109 146H110V145H109ZM125 146H126V145H125ZM145 146H146V145H145ZM148 146H149V145H148ZM155 146H156V144H155ZM155 146H154V147H155ZM173 146H174V145H173ZM192 146H193V145H192ZM195 146H196V145H195ZM227 146H228V145H227ZM227 146H226V147H227ZM258 146H259V144H258ZM43 147H44V146H43ZM130 147H131V146H130ZM130 147H129V148H130ZM135 147H136V146H135ZM170 147H171V146H170ZM209 147H210V146H209ZM229 147H230V146H229ZM20 148H21V147H20ZM33 148H34V147H33ZM36 148H37V147H36ZM48 148H49V147H48ZM71 148H72V147H71ZM96 148H97V147H96ZM101 148H103V147H101ZM179 148H180V147H179ZM202 148H204V147H202ZM221 148H223V147H221ZM255 148H256V147H255ZM31 149H32V148H31ZM37 149H38V148H37ZM37 149H36V152H35V153H38V152H37ZM46 149H47V148H46ZM94 149H95V148H94ZM99 149H100V147H99ZM133 149H134V148H133ZM136 149H137V148H136ZM142 149H143V148H142ZM144 149H145V148H144ZM166 149H167V148H166ZM171 149H173V148H171ZM171 149H170V150H171ZM176 149H177V148H176ZM190 149H191V148H189V150H190ZM6 150H7V149H6ZM8 150H9V149H8ZM8 150H7V151H8ZM39 150H40V147H39ZM82 150H83V149H82ZM106 150H107V148H106ZM139 150H140V148H139ZM139 150H138V151H139ZM145 150H146V149H145ZM145 150H144V151H145ZM192 150H194V148H193ZM196 150H197V149H196ZM196 150H195V151H196ZM241 150H242V149H241ZM245 150H246V149H245ZM248 150H249V149H248ZM248 150H246V151L248 152ZM254 150H255V149H254ZM133 151H134V150H133ZM165 151H166V150H165ZM174 151H175V150H174ZM174 151H172V152H174ZM199 151H200V150H199ZM199 151H198V152H199ZM220 151H221V150H220ZM228 151H229V150H228ZM250 151H251V150H250ZM3 152H5V151H1V153H3ZM16 152H18V151H16ZM20 152H21V151H20ZM26 152H28V151H26ZM70 152H71V151H70ZM84 152H85V151H84ZM89 152H90V151H89ZM91 152H92V151H91ZM140 152H141V151H140ZM145 152H146V151H145ZM150 152H152V151H150ZM175 152H176V151H175ZM175 152H174V153H175ZM177 152H178V151H177ZM180 152H181V151H180ZM184 152H185V151H183V153H184ZM193 152H194V151H193ZM244 152H245V151H244ZM8 153H9V152H8ZM33 153H34V152H33ZM85 153H87V152H85ZM152 153H153V152H152ZM168 153H170V151H169ZM201 153H202V152H201ZM256 153H258V152H256ZM3 154H4V153H3ZM40 154H41V153H40ZM66 154H67V153H66ZM72 154H73V153H72ZM98 154H99V152H98ZM107 154H108V153H107ZM130 154H131V152H130ZM145 154H146V153H145ZM161 154H162V153H161ZM172 154H173V153H172ZM177 154H178V153H177ZM194 154H197V152H196V153L194 152ZM202 154H203V153H202ZM202 154H201V156H203ZM208 154H209V153H208ZM234 154H235V153H234ZM236 154H237V153H236ZM260 154H261V153H260ZM5 155L8 156V154H7L6 152H5ZM23 155H24V154H23ZM112 155H113V154H112ZM149 155H150V154H149ZM151 155H152V154H151ZM151 155H150V156H151ZM175 155H176V154H175ZM178 155H179V154H178ZM192 155H193V154H192ZM198 155H199V154H198ZM213 155H214V154H213ZM222 155H223V154H222ZM251 155H252V154H251ZM255 155H257V154H255ZM258 155H259V154H258ZM261 155L264 156V154H261ZM19 156H20V155H19ZM105 156H107V155H105ZM105 156H104V157H105ZM142 156H143V155H142ZM150 156H149V157H150ZM183 156H184V155H183ZM209 156H211V154H210ZM241 156H242V155H241ZM243 156H244V155H243ZM246 156H248V155H246ZM1 157H2V156H1ZM109 157H110V156H109ZM112 157H113V156H112ZM132 157H133V156H132ZM162 157H164V156H162ZM205 157H207V156H205ZM244 157H245V156H244ZM16 158H17V157H16ZM18 158H19V157H18ZM94 158H95V157H94ZM105 158H106V157H105ZM144 158H145V157H143V159H144ZM168 158H169V157H168ZM170 158H171V157H170ZM198 158H199V157H198ZM198 158H197V159H198ZM222 158H223V157H222ZM224 158H225V157H224ZM245 158H246V157H245ZM253 158H254V157H253ZM5 159H6V157H5ZM13 159H15V157H14ZM19 159H20V158H19ZM19 159H18V160H19ZM22 159H23V157H22ZM80 159H81V158H80ZM130 159H131V158H130ZM138 159H139V158H138ZM160 159H161V158H160ZM175 159H176V157H175ZM199 159H200V158H199ZM237 159H238V158H237ZM40 160H42V159H40ZM98 160H99V159H98ZM101 160H102V159H101ZM108 160H109V159H108ZM149 160H151V159H149ZM165 160H166V159H165ZM189 160H190V159H189ZM194 160H195V159H194ZM245 160H246V159H245ZM96 161H97V160H96ZM109 161H110V160H109ZM112 161H113V160H112ZM160 161H161V160H159V162H160ZM167 161H168V160H167ZM187 161H188V160H187ZM242 161H243V160H242ZM103 162H104V161H103ZM105 162H106V161H105ZM162 162H163V160H162ZM180 162H181V161H180ZM183 162L185 163V160H184ZM193 162H196V161H193ZM246 162H247V161H246ZM19 163H20V162H19ZM45 163H47V162H45ZM73 163H74V162H73ZM73 163H72V164H73ZM83 163H84V162H83ZM144 163L146 164L147 162H144ZM148 163H149V162H148ZM160 163H161V162H160ZM163 163H164V162H163ZM168 163H169V162H168ZM205 163H206V162H205ZM0 164H2V163H0ZM16 164H17V163H16ZM21 164H22V163H21ZM75 164H76V163H75ZM78 164H80V163H78ZM89 164H90V163H89ZM171 164H172V163H171ZM173 164H174V163H173ZM185 164H186V163H185ZM187 164H188V162H187ZM202 164H203V163H202ZM209 164H210V163H209ZM44 165H45V164H44ZM97 165H99V163H98ZM97 165H96V166H97ZM100 165H101V164H100ZM105 165L107 166V165H109V164H105ZM117 165H118V164H117ZM149 165H150V164H149ZM151 165H152V164H151ZM155 165H156V164H155ZM203 165H204V164H203ZM23 166H24V164H23ZM54 166H55V165H54ZM80 166H81V165H80ZM80 166H78V167H80ZM84 166H85V164H84ZM84 166H83V167H84ZM101 166H102V165H101ZM144 166H145V165H144ZM156 166H157V165H156ZM158 166H159V165H158ZM166 166H167V165H166ZM170 166H171V165H170ZM184 166H187V165H184ZM188 166H189V165H188ZM194 166H195V165H194ZM200 166H202V165H200ZM217 166H218V165H217ZM85 167H87V165H86ZM91 167H92V166H91ZM104 167H105V166H104ZM113 167H114V165H113ZM139 167H140V165H139ZM139 167H138V168H139ZM150 167H151V166H150ZM207 167H208V166H207ZM241 167H242V166H241ZM241 167H240V168H241ZM247 167H248V166H247ZM32 168H33V167H32ZM34 168H37V167H34ZM106 168H107V167H106ZM110 168H112V167H111V164H110L109 169H110ZM115 168H116V167H115ZM115 168H114V169H115ZM157 168H158V167H157ZM163 168H164V167H163ZM163 168H162V169H163ZM169 168H170V167H168V169H169ZM174 168H175V167H174ZM179 168H180V167H179ZM179 168H176L178 172H179V170H182V168H185V167L181 166V169H179ZM186 168H187V167H186ZM208 168H209V167H208ZM210 168H211V167H210ZM244 168H245V167H244ZM248 168H249V167H248ZM10 169H11V168H10ZM83 169H84V168H83ZM99 169H100V167H99ZM151 169H152V167H151ZM192 169H193V168H192ZM192 169H191V170H192ZM216 169H217V172H218V167H217ZM219 169H220V168H219ZM236 169H237V168H236ZM11 170H12V169H11ZM11 170H10V171H11ZM21 170H22V169H21ZM24 170H25V169H24ZM27 170H28V169H27ZM141 170H142V169H141ZM152 170H153V169H152ZM154 170H155V168H154ZM164 170H165V169H164ZM171 170H172V169H171ZM196 170H197V169H196ZM210 170H211V169H210ZM237 170H238V169H237ZM4 171H5V170H4ZM6 171H9V170L6 169ZM12 171H13V170H12ZM38 171H39V170H38ZM41 171H42V170H41ZM90 171H91V170H90ZM106 171H107V170H106ZM110 171H111V170H110ZM143 171H144V170H143ZM159 171H160V170H159ZM174 171H176V170H174ZM174 171H173V172H174ZM194 171H195V170H194ZM194 171H193V172H194ZM245 171H246V170H245ZM258 171H259V170H258ZM18 172H19V171H18ZM27 172H28V171H27ZM95 172H96V171H95ZM108 172H109V170H108ZM127 172H130V171L128 170ZM145 172H146V171H145ZM154 172H155V171H154ZM164 172H165V171H164ZM168 172L170 173L169 170H168ZM191 172H192V171H191ZM193 172H192V173H193ZM204 172H205V171H204ZM204 172H203V173H204ZM219 172H220V171H219ZM219 172H218V173H219ZM232 172H233V171H232ZM237 172H238V171H237ZM9 173H10V172H9ZM12 173H13V172H12ZM12 173H11V174H12ZM22 173H24L23 170H22ZM159 173H160V172H159ZM179 173H180V172H179ZM192 173H191V174H192ZM211 173H212V172H211ZM221 173H222V172H221ZM223 173H225V172H223ZM226 173H227V171H226ZM240 173H241V172H240ZM37 174H39V173H37ZM137 174H138V173H137ZM143 174H144V173H143ZM143 174H142V175H143ZM145 174H148V173H145ZM154 174H156V173H154ZM162 174H163V173H162ZM162 174H161V175H162ZM166 174H167V173H166ZM191 174H190V175H191ZM1 175H2V174H1ZM12 175H13V174H12ZM24 175H25V174H23V176H24ZM135 175H136V174H135ZM149 175H150V174H149ZM149 175H148V176H149ZM171 175H172V173H171ZM173 175H175V174H173ZM178 175H179V174H178ZM204 175H205L206 178H207L208 175H206L205 173H204ZM209 175H210V171H209ZM223 175H225V174H223ZM230 175H231V174H230ZM233 175H234V174H233ZM237 175H238V174H237ZM245 175H246V174H245ZM5 176H6V175H5ZM23 176H22V174H21V177H23ZM33 176H34V175H33ZM140 176H141V174H140ZM155 176H156V175H155ZM155 176H154L153 178H155ZM192 176H193V175H192ZM192 176H191V177H192ZM197 176H199L198 173H197ZM200 176H202L201 173H200ZM225 176H226V175H225ZM228 176H229V175H227V177H228ZM235 176H236V174H235ZM248 176H249V175H248ZM250 176H251V174H250ZM252 176H253V175H252ZM102 177H103V175H102ZM137 177L139 178V176H137ZM144 177L146 178V175H144ZM178 177H179V176H178ZM189 177H190V176H188V178H189ZM241 177H242V175H241ZM47 178H48V177H46L45 179H47ZM97 178H99V177H97ZM197 178H198V177H197ZM202 178H203V177H202ZM206 178L204 177V179H206ZM220 178H221V177H220ZM233 178H234V177H233ZM89 179H90V177H89ZM99 179H100V178H99ZM109 179H110V177H109ZM109 179H108V181H110ZM112 179H113V178H112ZM130 179H131V178H130ZM141 179H142V178H141ZM167 179H168V178H167ZM167 179H166V181H167ZM173 179H174V178H173ZM177 179L179 180L180 178H177ZM177 179H176V181H177ZM184 179H185V178H184ZM193 179H195V178H193ZM198 179H199V178H198ZM218 179H219V178H218ZM221 179H222V178H221ZM237 179H238V178H237ZM253 179H254V178H253ZM37 180H38V179H37ZM39 180H40V179H39ZM78 180H79V179H78ZM137 180H138V179H137ZM142 180H143V179H142ZM160 180H161V179H160ZM168 180H169V179H168ZM170 180H171V179H170ZM182 180H183V178H182ZM219 180H220V179H219ZM230 180H231V178H230ZM239 180H240V177H239ZM239 180H238V181H239ZM241 180H242V179H241ZM241 180H240V181H241ZM260 180H261V179H260ZM89 181H90V180H89ZM99 181H100V180H99ZM133 181H134V180H133ZM144 181H145V180H144ZM144 181H143V182H144ZM183 181H184V180H183ZM196 181H197V180H196ZM203 181H204V180H203ZM217 181H218V180H217ZM221 181H222V180H221ZM36 182H37V181H35V183H36ZM43 182H44V181H43ZM54 182H56V181H54ZM95 182H96V181H95ZM101 182H102V181H101ZM111 182H112V181H111ZM147 182H148V181H147ZM173 182H174V181H173ZM204 182H205V181H204ZM218 182H219V181H218ZM227 182H228V181H227ZM229 182L231 183V181H229ZM235 182H236V181H235ZM90 183H91V181L89 182V184H90ZM116 183H117V182H116ZM116 183H115V184H116ZM164 183H165V182H164ZM184 183H186V182H184ZM191 183H192V182H191ZM153 184H155V183H153ZM187 184H188V183H187ZM203 184H204V183H203ZM217 184H218V183H217ZM239 184H240V183H239ZM242 184H243V183H242ZM2 185L5 186L4 184H2ZM15 185H17V184H15ZM58 185H61V184H58ZM85 185H86V184H85ZM87 185H88V184H87ZM90 185H92V183H91ZM102 185L104 186V184H102ZM107 185H108V184H107ZM135 185H136V184H135ZM135 185H134V186H135ZM151 185H152V184H151ZM158 185H160V184H158ZM161 185H162V184H161ZM163 185H164V184H163ZM178 185H180V184H178ZM192 185H194V183H193ZM199 185H200V182H199ZM220 185H222V184L220 183ZM225 185H227V184H225ZM229 185H230V184H229ZM0 186H1V185H0ZM52 186H53V185H52ZM61 186H62V185H61ZM82 186H84V185H82ZM95 186H96V185H95ZM103 186H102V188H103ZM114 186H116V185H113V187H114ZM137 186H138V185H136L135 188H137ZM140 186H141V185H140ZM149 186H150V185H149ZM188 186H189V185H188ZM195 186H196V184H195ZM201 186H203V185H201ZM213 186H214V185H213ZM7 187H8V186H7ZM7 187H6V188H7ZM47 187H48V185H47ZM54 187H55V186H54ZM80 187H81V186H80ZM98 187H99V186H98ZM141 187H142V186H141ZM157 187H158V186H157ZM164 187H165V186H164ZM171 187H172V186H171ZM174 187H177V185L174 186ZM182 187H183V186L181 185L180 188H182ZM214 187H215V186H214ZM221 187H222V186H221ZM234 187H235V186H234ZM238 187L240 188L241 186L238 185ZM243 187H244V186H243ZM1 188H2V187H1ZM3 188H4V187H3ZM48 188H49V187H48ZM55 188H56V187H55ZM62 188H63V189H68L69 187H68V188H64V187H62ZM82 188H83V187H82ZM99 188L102 189L101 187H99ZM99 188H98V189H99ZM105 188H106V187H105ZM149 188H150V187H149ZM153 188H154V187H153ZM160 188H161V187H160ZM162 188H163V187H162ZM166 188H167V187H166ZM177 188H179V187H177ZM177 188H176V189H177ZM186 188H187V187H186ZM190 188H191V187H190ZM219 188H220V187H219ZM219 188H218V189H219ZM249 188H250V187H249ZM4 189H5V188H4ZM29 189H30V188H29ZM39 189H40V188H39ZM41 189H42V188H41ZM69 189H70V188H69ZM69 189H68V190H69ZM85 189H86V187H85ZM100 189H99V190H100ZM150 189H151V188H150ZM155 189H156V188H155ZM191 189H193V188H191ZM198 189H200V188H198ZM206 189H208V188L206 187ZM229 189H231V188H229ZM234 189H235V188H234ZM240 189H241V188H240ZM254 189H255V188H254ZM34 190H35V189H34ZM57 190H59V189H57ZM74 190L77 191V189H74ZM74 190L70 189L69 192H70L71 194H74V193H76ZM88 190H90L89 192H91L92 189H89V188H88L87 191H88ZM94 190H95V188H94ZM94 190H93V191H94ZM99 190H98V192H100ZM145 190H146V189H145ZM148 190H149V189H148ZM148 190H147V192H148ZM153 190H154V189H153ZM164 190H165V189H164ZM171 190H172V188H171ZM177 190H178V189H177ZM200 190H201V189H200ZM215 190H216V189H215ZM220 190H221V189H220ZM257 190H259V189H257ZM0 191H1V190H0ZM15 191H17V190H15ZM142 191H144V190H142ZM151 191H152V190H151ZM156 191H158V190L156 189ZM174 191H175V190H174ZM174 191H173V192H174ZM196 191H197V189H196ZM217 191H218V190H217ZM20 192H21V191H20ZM20 192H19V193H20ZM25 192H26V191H25ZM44 192H45V191H44ZM62 192H63V191H62ZM67 192H68V191H67ZM96 192H97V190H96ZM109 192L112 193V191H109ZM149 192H150V191H149ZM149 192H148V193H149ZM154 192H155V191H154ZM160 192H161V191H160ZM208 192H211V191H208ZM219 192H220V191H219ZM246 192H247V191H246ZM263 192H264V191H263ZM26 193H27V192H26ZM30 193H31V192H30ZM36 193H37V192H36ZM36 193H35V194H36ZM42 193H43V192H42ZM63 193H64V192H63ZM111 193H110V194H111ZM186 193H187V192H186ZM188 193H189V192H188ZM205 193H206V192H205ZM250 193H251V192H250ZM5 194H6V192H5ZM17 194H18V192H17ZM24 194H25V193H24ZM35 194L32 193V194H30V195H28V196H32V195H35ZM37 194H38V193H37ZM59 194H60V193H59ZM98 194H99V193H98ZM100 194H101V192H100ZM102 194H103V193H102ZM121 194H122V193H121ZM124 194H125V193H124ZM144 194H146V193H144ZM151 194H152V193H151ZM169 194H170V192H169ZM172 194H173V193H172ZM176 194H177V193H176ZM189 194H190V193H189ZM258 194H259V193H258ZM13 195H14V194H13ZM13 195H11V196H13ZM19 195H20V194H19ZM22 195H23V192H22ZM45 195H47V194L45 193ZM122 195H123V194H122ZM142 195H143V194H142ZM142 195L140 194V196H142ZM155 195H156V193H155ZM163 195H166V194L163 193ZM179 195H180V194H179ZM190 195H192V194H190ZM203 195H204V194H202V197H203ZM215 195H216V194H215ZM239 195H240V194H239ZM15 196H16V195H15ZM36 196L39 197V194L36 195ZM97 196H98V195H97ZM104 196H105V194H104ZM106 196H108L107 193H106ZM109 196H110V195H109ZM128 196H130L129 193H128ZM133 196H135V195H133ZM137 196H138V195H137ZM137 196H136V197H137ZM157 196H158V195H157ZM206 196H207V194H206ZM206 196H205V198H208V197H206ZM210 196H211V195H210ZM240 196H241V195H240ZM248 196H249V194H248ZM253 196H254V195H253ZM256 196H257V195H256ZM262 196H263V194H262ZM24 197H26V195H24ZM38 197H36V198H38ZM110 197H111V196H110ZM164 197H165V196H164ZM193 197H194V196H193ZM216 197H217V196H216ZM242 197H243V196H242ZM254 197H255V196H254ZM259 197H260V196H259ZM32 198H33V196H32ZM36 198H33V199H36ZM57 198H58V197H57ZM66 198H67V197H66ZM142 198H144V196H142ZM145 198H146V197H145ZM147 198H148V197H147ZM151 198H153V197H151ZM151 198H150V199H151ZM156 198H157V197H156ZM162 198H163V197H162ZM171 198H172V197H171ZM246 198H247V197H246ZM248 198H249V197H248ZM256 198H257V197H256ZM256 198H255V200H256ZM13 199H14V197H13ZM150 199H149V200H150ZM159 199H160V197H159ZM176 199H177V198H176ZM197 199H199V198H197ZM203 199H204V198H203ZM209 199H210V198H209ZM211 199H212V198H211ZM211 199H210V200H211ZM11 200H12V199H11ZM67 200H68V199H67ZM141 200H142V199H141ZM153 200H156V199H152L151 202H154ZM172 200H173V199H172ZM216 200H217V199H216ZM227 200H228V199H226V201H227ZM239 200H240V198H239ZM253 200H254V199H253ZM6 201H8V199H6ZM19 201H20V200H19ZM38 201L40 202L39 199H38ZM98 201H100V200H98ZM145 201H148V199L145 200ZM156 201H157V200H156ZM176 201H177V200H176ZM198 201H199V200H198ZM226 201H225V202H226ZM243 201H244V200H243ZM243 201H242V202H243ZM62 202H63V201H62ZM129 202L131 203L132 201H129ZM135 202H136V201H135ZM148 202H150V201H148ZM199 202H200V201H199ZM223 202H224V201H223ZM240 202H241V201H240ZM249 202H250V201H249ZM249 202H248V203H249ZM252 202H253V201H252ZM1 203H3V202H1ZM8 203H9V202H8ZM13 203H14V202H13ZM29 203H30V202H29ZM68 203H69V202H68ZM68 203H67V204H68ZM138 203H139V202H138ZM143 203H144V202H143ZM143 203H141V204H143ZM163 203H165V202H163ZM168 203H169V202H168ZM236 203H237V201H236ZM255 203H256V202H255ZM146 204H147V203H146ZM146 204H145V205H146ZM151 204H152V203H151ZM184 204H186V203H184ZM206 204H207V203H206ZM223 204H224V203H223ZM226 204H228V203H226ZM239 204H241V203H238V205H239ZM253 204H254V203H253ZM0 205H1V204H0ZM9 205H10V204H9ZM14 205H15V204H14ZM19 205H20V204H19ZM69 205H71V204L69 203ZM136 205H138V204H134V206H136ZM147 205H148V204H147ZM149 205H150V204H149ZM154 205H155V204H154ZM154 205H153V206H154ZM182 205H183V204H182ZM238 205H237V207H238ZM246 205H247V204H246ZM62 206H63V205H62ZM62 206L60 207L61 209L63 208ZM65 206H66V205H65ZM72 206L76 209V206H74V203H73V205H71V207H72ZM140 206H142V205L139 204L138 208H139ZM156 206H157V205H156ZM186 206H187V205H186ZM193 206H194V205H193ZM220 206H221V205H220ZM223 206H224V205H223ZM225 206H226V205H225ZM239 206H240V205H239ZM40 207H41V206H40ZM158 207H159V206H158ZM162 207L164 208V206H162ZM181 207H182V206H181ZM216 207H217V206H216ZM1 208H2V207H1ZM18 208H20V207L18 206ZM26 208H27V207H26ZM104 208H105V207H104ZM136 208H137V206H136ZM142 208H143V207H142ZM165 208H166V207H165ZM187 208H188V207H187ZM189 208H190V207H189ZM242 208H243V207H242ZM252 208H253V207H252ZM252 208H251V209H252ZM4 209H5V208H4ZM107 209H108V208H107ZM126 209H127V208H126ZM131 209H132V208H131ZM146 209H148V208H146ZM158 209H159V208H158ZM177 209H178V208H177ZM180 209H181V208H180ZM227 209H228V207H227ZM2 210H3V208H2ZM2 210H1V211H2ZM137 210H138V209H137ZM181 210H183V209H181ZM204 210H205V209H204ZM213 210H214V209H213ZM223 210H224V209H223ZM225 210H226V209H225ZM249 210H250V209H249ZM4 211H5V210H4ZM4 211H2V212H4ZM22 211H24V210H22ZM42 211H43V213H45V214L48 215V221H50V223H52V224H55V223H57V222L62 221V222H64V224L66 223L68 226H70V223H72V222L69 223V221H68V218H67V217H68V216H67L68 214H64V215H63V214H62V215L60 214V215H58L57 212H55V211H53V210H50V209H48L47 207H43ZM113 211H114V210H113ZM140 211H141V210H140ZM176 211H177V210H176ZM184 211H185V210H184ZM192 211H193V210H192ZM196 211H197V210H196ZM215 211H216V210H215ZM226 211H227V210H226ZM238 211H239V209H238ZM240 211H242V210H240ZM259 211H260V210H259ZM64 212H65V211H64ZM69 212H70V211H69ZM86 212H87V211H86ZM132 212H133V211H132ZM144 212H145V211H144ZM201 212H202V211H201ZM203 212H204V211H203ZM206 212H207V211H206ZM217 212H218V211H217ZM220 212H221V211H220ZM227 212H228V211H227ZM4 213H5V212H4ZM65 213H66V212H65ZM108 213H109V212H108ZM124 213H125V212H124ZM127 213H128V212H126V214H127ZM212 213H213V212H212ZM242 213H243V211H242ZM248 213H249V212H248ZM133 214H134V213H133ZM175 214H176V213H175ZM180 214H181V213H180ZM188 214H189V213H188ZM188 214H187V215H188ZM191 214L194 215V213H191ZM198 214H199V213H198ZM208 214H209V213H207V215H208ZM233 214H234V213H233ZM20 215H21V214H20ZM23 215H24V214H23ZM30 215H31V214H30ZM89 215H91V214H89ZM92 215H94V214H92ZM95 215H96V214H95ZM99 215H100V216H98V217H101L103 214L101 215V213H100ZM122 215H123V213H122ZM176 215H177V214H176ZM181 215H182V214H181ZM185 215H186V214H185ZM195 215H196V214H195ZM207 215H206V216H207ZM211 215H212V214H211ZM251 215H252V214H251ZM251 215H248V214H247V216H251ZM0 216H1V215H0ZM87 216H88V215H87ZM138 216H139V215H138ZM161 216H162V214H161ZM247 216H246V219H249ZM254 216H255V215H254ZM7 217H8V216H7ZM7 217H6V219L8 220ZM26 217H27V215H26ZM88 217H89V216H88ZM102 217H104V216H102ZM166 217L169 218L168 215H166ZM196 217H197V216H196ZM243 217L245 218V216H243ZM39 218H40V217H39ZM71 218H72V217H71ZM94 218H95V217H94ZM141 218H142V217H141ZM194 218H195V217H194ZM198 218H199V217H198ZM203 218H204V219H207L206 217H203ZM4 219H5V218H4ZM6 219H5V220H6ZM10 219H11V218H10ZM10 219H9V223H10V224H15L16 221L14 222L13 220H10ZM12 219H13V218H12ZM16 219H17V218H16ZM35 219H37V218H35ZM35 219H34V220H35ZM74 219H75V218H74ZM95 219H96V218H95ZM99 219H103V218H99ZM106 219H107V217H106ZM172 219H173V218H172ZM187 219H188V218H187ZM209 219H210V218H209ZM237 219H238V218H237ZM239 219L241 220V218H239ZM239 219H238V220H239ZM246 219H245V220H246ZM251 219H253V216H252ZM38 220H39V219H38ZM108 220H109V218H108ZM112 220H114V219L112 218ZM173 220H174V219H173ZM181 220H182V218L180 219V221H181ZM233 220H234V219H233ZM97 221H98V220H97ZM97 221H96V222H97ZM101 221H102V220H101ZM109 221H110V220H109ZM121 221H122V220H121ZM123 221H124V220H123ZM187 221H188V220H187ZM252 221H254V220H252ZM30 222L32 223L33 221L30 220ZM106 222H108V221H106ZM112 222H114V221H112ZM117 222H118V221H117ZM175 222H176V221H175ZM182 222H183V221H182ZM184 222H185V221H184ZM189 222H190V221H189ZM201 222H202V221H201ZM227 222H228V221H227ZM244 222H246V221H244ZM261 222H262V221H261ZM4 223H5V222H4ZM17 223H18V222H17ZM19 223H20V222H19ZM33 223H34V222H33ZM100 223H101V222H100ZM104 223H105V222H104ZM125 223H126V222H125ZM165 223H166V220H165ZM170 223H171V222H170ZM220 223H221V222H220ZM235 223H236V222H235ZM241 223L243 224V222H241ZM6 224H8V223H6ZM20 224H25V222H24V223H20ZM76 224H77V223H76ZM150 224H151V223H150ZM158 224H159V223H158ZM186 224H187V223H186ZM201 224H202V223H201ZM222 224H223V223H222ZM244 224H245V223H244ZM247 224H248V223H247ZM257 224H258V223H257ZM8 225H9V224H8ZM15 225L17 226V224H15ZM35 225H36V224H35ZM35 225H34V226H35ZM170 225L172 226V224H170ZM211 225H212V224H211ZM214 225H215V224H214ZM225 225H227V224H225ZM233 225H234V224H233ZM238 225H240V227H242L241 224H238ZM260 225H262V224H260ZM5 226H6V225H5ZM25 226H26V225H25ZM25 226H23V227H25ZM190 226H191V225H190ZM227 226H230V225H227ZM247 226H248V225H247ZM37 227H38V226H37ZM58 227H59V226H58ZM58 227H57V228H58ZM85 227H86V226H85ZM89 227H90V225H89ZM150 227H151V226H150ZM195 227H196V226H195ZM202 227H205V226H202ZM207 227H208V226H207ZM210 227H211V226H210ZM248 227H249V226H248ZM253 227H254V226H253ZM261 227H262V226H261ZM261 227H259V228H261ZM9 228H10V227H9ZM35 228H36V227H35ZM35 228H34V229H35ZM60 228H61V227H60ZM63 228H64V227H63ZM151 228H152V227H151ZM222 228H223V226H222ZM226 228H228V227H226ZM236 228H237V227H236ZM65 229H66V227H65ZM74 229H76V228L74 227ZM167 229H168V228H167ZM170 229H171V228H169V231H170ZM186 229H187V228H186ZM215 229H216V228H214V230H215ZM219 229H220V228H219ZM250 229H251V227H250ZM20 230H22V228H21ZM23 230H24V229H23ZM77 230H78V229H77ZM150 230H151V229H150ZM200 230H202V228H201ZM217 230H218V229H217ZM220 230H221V229H220ZM233 230H234V229H233ZM240 230H242V229H240ZM256 230H257V229H256ZM44 231H45V230H44ZM165 231H166V230H165ZM165 231H164V232H165ZM223 231H225V230H223ZM223 231H222V232H223ZM226 231H227V230H226ZM258 231H259V230H258ZM258 231H256V232H258ZM20 232H21V231H20ZM27 232H28V230H27ZM33 232H34V231H33ZM129 232H130V231H129ZM166 232H167V231H166ZM252 232H253V231H252ZM254 232H255V231H254ZM259 232H261V231H259ZM28 233H30V232H28ZM34 233H35V232H34ZM39 233H40V232H39ZM39 233H38V234H39ZM44 233H45V232H44ZM144 233H145V232H144ZM156 233H157V232H156ZM181 233H182V232H181ZM224 233H225V232H224ZM35 234H36V233H35ZM41 234H43V233L41 232ZM139 234H140V233H139ZM139 234H138V235H139ZM147 234H148V233H145V235H147ZM162 234H163V233H162ZM175 234H176V233H175ZM178 234H180V232H178ZM187 234H188V233H187ZM228 234H229V233H228ZM253 234H254V233H253ZM84 235H85V233H84ZM130 235H131V234H130ZM140 235L142 236V234H140ZM157 235H158V234H157ZM170 235H171V234H170ZM170 235H169V236H170ZM180 235H181V234H180ZM190 235H191V234H190ZM195 235H196V233H195ZM261 235H262V234H261ZM42 236H43V235H42ZM163 236H165V235H163ZM183 236H184V235H183ZM197 236H199V235H197ZM225 236H226V235H225ZM40 237H41V236H40ZM43 237H44V236H43ZM43 237H42V238H43ZM85 237H86V236H85ZM142 237H143V236H142ZM145 237H147V236H145ZM230 237H231V236H230ZM45 238H46V237H45ZM134 238H135V237H134ZM151 238H152V237H151ZM151 238H150V239H151ZM172 238H173V237H172ZM175 238H176V237H175ZM178 238H180V237L178 236ZM182 238L185 239V237H182ZM198 238H199V237H198ZM205 238H206V237H205ZM225 238H226V237H225ZM34 239H36V238L34 237ZM136 239H138V237H136ZM142 239H143V238H142ZM165 239H166V238H165ZM168 239H169V238H168ZM189 239H190V238H189ZM194 239H195V238H194ZM227 239H228V238H227ZM231 239H232V238H231ZM259 239H260V238H259ZM38 240H39V239H38ZM146 240H147V238H146ZM166 240H167V239H166ZM179 240H180V239H179ZM189 241H190V240H189ZM198 241H200V238H199ZM129 242H130V241H129ZM129 242H128V243H129ZM169 242H170V241H169ZM178 242H179V241H178ZM191 242H192V240H191ZM194 242H195V241H193V243H194ZM206 242H207V241H206ZM211 242H212V241H211ZM211 242H210V243H211ZM255 242H256V241H255ZM257 242H258V241H257ZM30 243H31V241H30ZM81 243H82V242H81ZM88 243H89V242H88ZM171 243H172V242H171ZM198 243H199V242L196 241L197 246H198ZM207 243H208V242H207ZM237 243H238V242H237ZM237 243H236V244H237ZM261 243H263V242H261ZM44 244H45V243H44ZM77 244H79V242H78ZM154 244H155V243H154ZM178 244H179V243H178ZM187 244H188V243H187ZM194 244H195V243H194ZM196 244H195V245H196ZM205 244H206V243H205ZM248 244H249V243H248ZM257 244H258V243H257ZM30 245H31V244H30ZM68 245H69V243H68ZM166 245H167V244H166ZM166 245H165V246H166ZM190 245H192V244H190ZM190 245H189V246H190ZM212 245H213V244H212ZM228 245H230V243H228ZM233 245H234V244H233ZM252 245H253V244H250V246H252ZM254 245H255V243H254ZM258 245H262V244H258ZM45 246H46V245H45ZM99 246H100V244H99ZM138 246H139V245H138ZM152 246H153V245H152ZM168 246H169V245H168ZM168 246H167V247H168ZM230 246H231V245H230ZM239 246H240V244H239ZM239 246H238V247H239ZM242 246H243V245H242ZM245 246H246V245H245ZM247 246H248V245H247ZM263 246H264V245H263ZM263 246H262L261 249H263ZM42 247H43V246H42ZM82 247H83V246H82ZM140 247H141L140 249H143L142 246H140ZM179 247H180V244H179ZM186 247H187V246H186ZM238 247H237V248H238ZM3 248H4V247H3ZM48 248H49V247H48ZM101 248H102V247H101ZM187 248H188V247H187ZM199 248H200V247H199ZM207 248H208V247H207ZM237 248H236V250L239 251ZM240 248H241V247H240ZM255 248H258V247L255 246ZM39 249H40V248H39ZM50 249H51V248H50ZM50 249H49V250H50ZM193 249H194V248H193ZM193 249H192V250H193ZM41 250H42V249H41ZM43 250H44V249H43ZM78 250H80V249H78ZM78 250H77V251H78ZM165 250H167V249H165ZM189 250H191V249H189ZM207 250H209V249H207ZM229 250H230V249H229ZM242 250H244V249H242ZM242 250H241V251H242ZM246 250H247V249H246ZM248 250H249V249H248ZM248 250H247V251H248ZM252 250H253V248H252ZM25 251H26V250H25ZM62 251H63V250H62ZM83 251H84V250H83ZM163 251H164V250H163ZM181 251H182V250H181ZM181 251H180L179 253H181ZM186 251H187V249H186ZM201 251H202V249H201ZM237 251H236V252H237ZM250 251H251V250H250ZM253 251H254V250H253ZM253 251H252V252H253ZM168 252H169V251H168ZM188 252H189V251H188ZM188 252H187V253H188ZM195 252H197V251L195 250ZM208 252H209V251H207V253H208ZM212 252H213V251H212ZM255 252H256V251H255ZM2 253H3V252H2ZM152 253H153V252H152ZM159 253H160V252H159ZM164 253H165V252H164ZM187 253H186V257H187ZM192 253H193V252H192ZM216 253H217V252H216ZM216 253H214V256H215ZM85 254H86V253H85ZM144 254H145V253H144ZM161 254H162V253H161ZM193 254H194V253H193ZM195 254H196V253H195ZM197 254H200V251L197 252ZM201 254H202V252H201ZM201 254H200V255H201ZM209 254H211V252H210ZM217 254H218V253H217ZM217 254H216V255H217ZM260 254H261V253H260ZM260 254H256V256H257V255H260ZM6 255H7V254H6ZM40 255H41V254H40ZM163 255H164V254H163ZM179 255H180V254H179ZM207 255H208V254H207ZM212 255H213V254H212ZM229 255H230V254H229ZM247 255H248V253H247ZM252 255H253V254H252ZM37 256H38V255H37ZM172 256H173V255H172ZM198 256H199V255H198ZM204 256H205V255H204ZM204 256H203V257H204ZM235 256H236V253H235ZM248 256H251V255H248ZM254 256H255V255H254ZM261 256H264V255H261ZM9 257H10V256H9ZM12 257H13V256H12ZM145 257H146V254H145ZM147 257H148V256H147ZM174 257H176L175 254H174ZM178 257H179V256H178ZM184 257H185V255H184ZM205 257L207 258V256H205ZM228 257H231V256H228ZM228 257H227V258H228ZM171 258H173V257H171ZM179 258H180V257H179ZM196 258H197V257H196ZM199 258H200V257H199ZM201 258H202V257H201ZM246 258H247V257H246ZM251 258H252V257H251ZM10 259H11V258H10ZM14 259H15V258H14ZM148 259H149V258H148ZM173 259H174V258H173ZM173 259H172V260H173ZM176 259H177V258H176ZM182 259H183V258H182ZM187 259H189V257L186 258L185 260H187ZM193 259H194V258H193ZM218 259H219V258H218ZM220 259H222V257H221ZM220 259H219V260H220ZM236 259H237V258H236ZM236 259L234 258V260H236ZM255 259H256V257H255ZM255 259H253V261H254ZM85 260H86V259H85ZM174 260H175V259H174ZM185 260H184V261H185ZM189 260H190V259H189ZM189 260H188V261H189ZM203 260H204V259H203ZM219 260H218V261H219ZM229 260H230V259H229ZM234 260H232V262H234ZM240 260H241V259H239V261H237V262H240ZM0 261H1V260H0ZM2 261H3V259H2ZM7 261H8V260H7ZM44 261H45V260H44ZM158 261H159V260H158ZM166 261H167V260H166ZM179 261H180V259H179ZM179 261H178V263H179ZM181 261H182V260H181ZM181 261H180V262H181ZM218 261H217V263H218ZM45 262H46V261H45ZM164 262H165V261H163L162 263H164ZM174 262H175V261H174ZM190 262H191V261H190ZM192 262L194 263V261H192ZM192 262H191V264H192ZM212 262H213V261H212ZM215 262H216V261H215ZM241 262H242V261H241ZM156 263H157V262H156ZM158 263H160V262H158ZM185 263H186V262H185ZM199 263H200V261H199ZM199 263H198V264H199ZM220 263H222V262H220ZM243 263H244V262H243ZM118 264H119V263H118ZM171 264H172V263H171ZM176 264H177V263H176ZM195 264H197V262H195ZM200 264H201V263H200ZM204 264H205V263H204ZM210 264H212V263H210ZM214 264H216V263H214ZM218 264H219V263H218ZM235 264H237V263H235ZM238 264H240V263H238ZM257 264H258V263H257Z\"/></svg>", "mask_w": 264, "mask_h": 264}]
</instances>
